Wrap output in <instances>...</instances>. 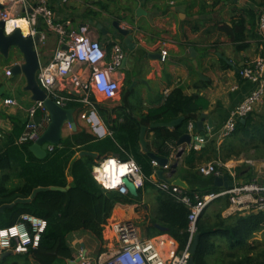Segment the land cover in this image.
<instances>
[{"label": "crops", "instance_id": "1", "mask_svg": "<svg viewBox=\"0 0 264 264\" xmlns=\"http://www.w3.org/2000/svg\"><path fill=\"white\" fill-rule=\"evenodd\" d=\"M5 1H3L4 4L7 3ZM30 1L35 5L40 0ZM45 1L53 11L54 22L62 25L67 32H77L80 28L86 27L89 36L97 40L103 47L106 62L111 61L115 46H118L123 53L120 66L112 74V78L119 85L114 97H106L93 89L79 92L72 90L71 94L62 92L63 95H68L72 99L66 108L74 109L76 123L75 131H72L68 125L64 126L62 138L70 137L78 132H85L97 139L111 136V127L120 125L126 117L140 120L150 111L162 107L167 96L174 89L179 88L184 95L197 96L204 102L205 107L199 111L196 121L189 122L193 125L201 120L203 114L204 142L200 144L198 150L192 149L191 145L176 146L171 140L166 142L164 147L169 154L167 157L168 169H166L168 172L162 174V177L170 182L181 179L187 185V189L195 188L197 185L203 187L209 185L210 180L200 176L197 169L200 165L214 160L204 161V158L196 160L194 170H189L184 160L190 149L199 155L201 149L212 147L211 141H215L214 148L221 156L224 144L221 140L223 138H219L220 131L231 112L254 87L252 83L241 80L237 70L246 61L253 60L261 53L264 54V44L258 45L255 40H250L248 49L235 53L227 37L217 28V22L230 25V21L234 18L233 11L247 8L250 1L230 0L213 9L211 7L212 0H206L204 3L202 0ZM202 4L206 7L204 13H201ZM113 21L118 22L121 29L130 31L134 50H130L129 45L123 47L124 38L122 36L116 38L112 35ZM98 26L107 31L106 35L101 34ZM35 28L45 37L39 48L41 65H45L51 61L57 48L58 36L48 31L40 18L37 20ZM103 37L104 41H102ZM161 49L167 51L164 62L160 61ZM191 51H194L196 55L193 56ZM221 58L235 67L221 69L219 63ZM22 62V57L17 52H15L12 62L5 61L0 56V154L7 152L12 147L11 141H15V145L19 147L16 144L17 139L14 140L16 132L17 130L22 132L28 121L27 108L32 102L30 94L23 91L25 79L23 75L8 76L6 73L8 65L21 64ZM75 67L83 69L84 66L77 63ZM197 72L204 79H201ZM88 73L87 70H84L79 74L85 78ZM199 81L208 84L207 86L201 85L198 83ZM6 99L14 100L16 104L5 105L3 102ZM83 99L88 100L90 104L84 103ZM83 115H85L84 118ZM152 125L141 126L145 128L144 141L148 152L151 153H153L151 143L154 139L153 133L150 132V129L154 128ZM185 134H190L195 139L198 137L196 129L189 130L188 125ZM180 148L183 149L182 154L176 156ZM211 150L212 148L209 149V152ZM141 151L144 152L142 148ZM173 151L174 153H172ZM79 153H77V157H81ZM223 163L227 164L236 174L233 160ZM241 163L243 162L237 163V166ZM11 164L15 165L13 159H11ZM154 167L152 179L161 181L156 175L158 168ZM5 175L9 177V185L18 183L17 172L7 171ZM243 177L240 176L241 179H238L236 174V181L240 184L247 183L248 181ZM144 203L149 209H153L155 206L154 199L150 194H145L141 205L115 206L103 228L101 243L92 239L87 231L70 234L68 242L72 248L74 259H61L54 264H73L79 251H84L90 259H95L102 253L109 254L117 246L109 225L117 221L134 224L142 238L163 242L161 249L164 255L173 248L179 249L177 243L166 234L152 238L146 237L143 229L138 225L144 217L145 207L142 208ZM223 216H227L225 211ZM255 238L261 239V233H258V237L255 236ZM16 256L17 262L20 264H38L31 258L22 255ZM4 259L6 260V258Z\"/></svg>", "mask_w": 264, "mask_h": 264}, {"label": "trees", "instance_id": "2", "mask_svg": "<svg viewBox=\"0 0 264 264\" xmlns=\"http://www.w3.org/2000/svg\"><path fill=\"white\" fill-rule=\"evenodd\" d=\"M205 1L202 0V3ZM228 1L212 0L211 7L213 9ZM249 1L247 8L233 11L234 18L230 25L217 22L218 30L227 37L235 53L248 49L250 40H255L258 45L264 42L256 30L257 18L260 13H264V0ZM205 8L202 4L201 13H204ZM219 63L223 70L235 67L222 58ZM198 83L205 86L208 84L203 81ZM204 107L201 98L186 96L177 88L167 96L162 107L150 111L138 121L126 117L123 123L111 127V136L97 139L85 132L75 133L54 146L43 159H37L29 152L30 144L17 147L15 141H11L14 146L11 145L7 152L0 154V206L16 199H28L36 188L43 190L37 192L29 202L16 203L0 213V229L14 225L22 214L42 218L46 221V228L38 247L20 255L38 264H54L61 259L73 260V251L68 242L70 234L87 231L101 243L103 228L113 208L117 205H141L145 194H150L155 206L149 209L146 203L142 205V208L145 207L144 217L138 224L146 237L166 234L177 243L179 250L191 245L193 238L189 241L187 231L190 210L176 194L162 189L159 180L152 179L155 167L146 153L141 151L139 133L141 126L167 123L182 117L183 120L171 129H150L154 137L151 143L153 153L168 159V150L164 147L166 142L171 140L176 144L186 133L188 123L196 121L199 111ZM20 131L17 130L14 140L19 137ZM231 136L237 144L229 143L222 156L214 148L215 141H211L212 147L201 149L199 155L190 149L184 163L189 170H194V162L203 158L204 161L221 159L226 162L250 150L255 153L264 151V98L245 117V123L240 120L236 123ZM210 148L212 150L209 152ZM80 151L97 153V157H77ZM110 157H116L119 162L132 159L141 168L144 182L136 196L103 189L96 182L92 175L93 167ZM11 159L15 165L11 164ZM7 171L17 172V184L9 185V177L5 175ZM165 172L168 170L162 169V174ZM236 174L237 177L244 176L248 182L252 181L253 173L247 167H240ZM213 178L204 177L210 180L209 185H197L183 192L190 199L195 194L202 196L210 192L219 193L223 188L215 187ZM161 181L170 182L164 178ZM228 205V196L218 197L198 217L194 234L198 236L197 244L191 256L193 264H264V213L224 217L223 212ZM257 233H261V239L255 238ZM7 264L20 263L13 261Z\"/></svg>", "mask_w": 264, "mask_h": 264}, {"label": "built area", "instance_id": "3", "mask_svg": "<svg viewBox=\"0 0 264 264\" xmlns=\"http://www.w3.org/2000/svg\"><path fill=\"white\" fill-rule=\"evenodd\" d=\"M0 1V3L3 4V8L0 10V20L5 24L6 34H8V32H6V23L8 19L26 17L30 22L33 18L35 19L34 24L30 23L31 31L27 36L33 37L36 34H39L40 44L43 43L45 37L35 28L36 22L39 18L43 21L48 31H51L58 36L57 48L53 53L51 61L45 65H41L36 76L39 86L46 93V98L53 100L56 105L66 108L67 104L72 101V99L68 95H63V91L67 94H71L72 90L79 92L93 89L109 98L116 95L119 85L118 82L112 78V74L120 66L121 61L123 60V53L118 46L113 48L114 52L111 61L106 62L103 47L97 40L89 36L88 29L82 27L77 32H67L62 25L54 22L53 11L46 5L45 0H40L35 5L32 4L30 0H6L5 2L7 3L5 4L3 3L4 0ZM60 1L67 2L68 0ZM256 24L257 33L261 37V40L264 41V13L259 14ZM85 42L87 43L86 56L88 58L82 59L77 49L80 45L85 44ZM97 49H99L102 55L96 59H91V56L94 55ZM59 53H63V55H58ZM166 57V49H161L160 61L164 62ZM77 63H81L84 66L83 69L75 67ZM64 65H67V67L65 68ZM84 70H87L89 73L87 77L82 78L79 73ZM105 71L108 73L107 84L111 89V95H109L107 91L100 89L95 79L97 75L102 74ZM6 73L10 76L9 71ZM237 74L241 80L252 83L254 87L231 112L223 129L220 131L219 138L230 136L235 130L236 123L241 119H245L249 113L261 104L264 98V54L261 53L253 60L246 61L237 70ZM9 101L14 100L6 99L3 103L5 105L16 104L15 101L14 103H9ZM83 102L90 104L86 99H83ZM27 116L28 121L25 123L21 134L16 140L17 145L32 144L37 141L49 123V115L42 101L32 102L27 108ZM82 117L84 118L85 115ZM191 128L192 125L189 123L188 129L191 130ZM203 142V139L196 138V143L191 144L192 149L198 150L200 144ZM53 148L54 146L49 145L47 147V152L52 151ZM172 153H174V151ZM129 160L124 162H128ZM151 163L153 166H156L154 162ZM138 169L144 182V176L139 166ZM163 169H168V165L164 166ZM197 171L203 177H222L227 174L232 179L234 186L231 189H223L219 193L210 192L202 196L195 194L193 199H190L183 192L182 188L173 185L172 182H159V186L162 189L170 190L172 193L176 194L178 199L189 208L190 212L188 214L187 226L189 241L192 240L195 234L198 217L203 210H205L206 207L218 197L228 196L229 198V205L224 210L227 216L264 213V183L252 180L240 184L236 181L235 172L227 164L220 161L200 165ZM92 175L94 177L95 175H98V173H94L92 170ZM135 175L136 174L133 172H128L123 177H126L133 184ZM96 182L103 189L114 190L122 195L128 194L123 182L115 188H105L101 182L97 180ZM143 182L139 186H135V188L137 190L141 188ZM121 188H124L125 191H121ZM41 221L45 220L31 214H22L14 225L7 228H1L9 229L16 226L18 231L15 236L9 234L8 236L0 237V241L5 239L8 240L7 245L0 243V255L6 252L20 255L27 253L30 249L37 248L40 237L46 228V224L41 225ZM109 228L113 232L117 243V246L113 251L109 254H99L95 259H90L86 256L84 251H79L76 260L73 262H75V264H188L191 257L189 253V244L182 250L173 248L164 255L161 249L163 242L159 243L155 239H145L140 237L136 227L131 222H113L109 225ZM24 233H27V243H25ZM18 245L23 246L27 250L24 252H17L16 248Z\"/></svg>", "mask_w": 264, "mask_h": 264}, {"label": "water", "instance_id": "4", "mask_svg": "<svg viewBox=\"0 0 264 264\" xmlns=\"http://www.w3.org/2000/svg\"><path fill=\"white\" fill-rule=\"evenodd\" d=\"M3 8V4L0 3V10ZM112 35L116 38L122 36L124 40L122 41L123 47H131L130 50H134V45L131 44L133 37L129 30L121 29L119 27V23L116 21L112 22ZM98 29L101 31L102 35H106L107 31L102 29L98 26ZM104 37L102 41H104ZM131 44V45H130ZM133 46V48H132ZM40 40L39 34L35 36H24L23 32L16 28L13 32L6 34L5 33V24L3 21L0 20V56L5 60L12 62L14 60V54L17 52L21 57L23 62L21 64L13 63L8 65L7 70L9 71L10 75L17 76L23 75L25 79V86L23 87V91L30 94V101H42L43 105L48 112L49 115V123L46 129L43 131L41 136L38 138L37 141L30 144L28 147L29 152L37 159H43L47 156V147L57 146L63 140L62 138V131L65 125L70 126L72 131H75L76 123L74 119V109L60 107L55 104V102L51 99L46 98V93L37 82V72L40 69L41 61H40ZM192 55L195 56L196 53L194 51ZM195 67L196 64L194 63ZM201 79H204L199 72H197ZM206 80V79H205ZM182 117L172 120L167 123H156L153 124L152 127H166V128H173L178 123L182 121ZM241 123H245V119L240 120ZM203 114L201 115V120L195 122L192 125V129H196L198 132L197 139L204 138V129H203ZM212 127V126H211ZM210 127V128H211ZM144 133L145 128H140L139 134V142L141 145L142 150L146 153L147 157L151 162L156 164L158 170L156 171V175L158 178L163 180L162 177V169L164 166L168 165V160L166 158H162L156 156L155 154L148 152L146 142L144 141ZM196 143V139L190 134L182 135L178 141L176 142V146L182 145H191ZM183 149L180 148L176 156H180L182 154ZM92 156L97 157L96 153L88 152V151H81L79 156ZM174 166V164H173ZM122 182L124 187L127 189L128 193L132 196H136L138 194V190L133 186V184L126 178H122ZM173 185L179 186L183 190L187 189V185L181 179H175L172 182ZM213 185L218 188L223 189H231L234 186L232 179H229L227 175L222 177H214L213 178ZM57 189V188H52ZM43 190L42 188H36L32 191L30 197L28 199H16L11 204L1 205L0 206V213H3L4 209L12 207L16 203H25L29 202L37 192ZM197 235H194L192 243L189 247V253L192 256L195 252L196 244H197ZM13 255L10 252L3 253L0 255V260L7 258L8 256ZM75 264V262H73ZM188 264H193V260L190 257Z\"/></svg>", "mask_w": 264, "mask_h": 264}, {"label": "clouds", "instance_id": "5", "mask_svg": "<svg viewBox=\"0 0 264 264\" xmlns=\"http://www.w3.org/2000/svg\"><path fill=\"white\" fill-rule=\"evenodd\" d=\"M30 23L34 24L35 19L33 18L31 22L28 18H12L8 19L6 23V32L11 33L13 32L14 28H20L23 32L24 36L29 35L30 29ZM86 50H87V43L80 45L77 49L80 57L82 59L88 58L86 56ZM58 55H63V53H59ZM102 53L99 51V49L96 50L94 55L91 56V59H96L97 57L101 56ZM66 68L67 65H64ZM107 78L108 73L105 71L102 74H99L95 77L97 85L100 89H103L108 92L109 95L112 94L111 89L108 87L107 84ZM9 103H14V101H9ZM93 172L98 173V175L94 176V179L101 182L105 188H115L117 185L122 184V177L125 176L128 172L135 173V180L133 181V186H139L143 182V177L141 174H139L138 166L135 164L134 160H129L128 162L121 163L119 162L115 157H110L106 159L99 167L94 166ZM121 191H125L124 188H121ZM41 225L46 224V221H41ZM17 227L13 226L9 229H0V237L8 236L9 234L15 236L17 234ZM25 236V243H27V233L23 234ZM0 243L7 245L8 240L5 239L3 241H0ZM27 249L24 248L21 245H18L16 248L17 252H24Z\"/></svg>", "mask_w": 264, "mask_h": 264}, {"label": "rangeland", "instance_id": "6", "mask_svg": "<svg viewBox=\"0 0 264 264\" xmlns=\"http://www.w3.org/2000/svg\"><path fill=\"white\" fill-rule=\"evenodd\" d=\"M221 140H222V144H224V149L226 148V146L229 143H232L233 145L237 144L236 140H232L231 135L229 137L223 138ZM223 154H224V150L221 152V156ZM230 160L231 161L233 160L235 162V166H236L235 171H237V169H239L240 167H249L248 168L249 170L252 169L251 170L253 173L252 179L264 183V151L255 153L253 150H250V151H247V153H241L237 158H231ZM216 161L222 162L221 159L216 160ZM239 162H243V163H241L237 166V163H239ZM238 179H241V178L238 177ZM239 181H241V180H239ZM87 233L92 239L96 240V238L94 236H92L89 232H87ZM255 236L258 237V233ZM17 260H18V258L16 255H10L6 258V260L4 262H3V260H0V264H7V263H10L12 261H17Z\"/></svg>", "mask_w": 264, "mask_h": 264}]
</instances>
